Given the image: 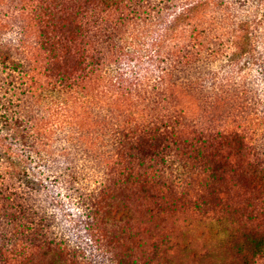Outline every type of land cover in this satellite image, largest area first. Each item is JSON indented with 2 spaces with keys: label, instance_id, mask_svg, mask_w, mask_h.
Masks as SVG:
<instances>
[{
  "label": "trees",
  "instance_id": "trees-1",
  "mask_svg": "<svg viewBox=\"0 0 264 264\" xmlns=\"http://www.w3.org/2000/svg\"><path fill=\"white\" fill-rule=\"evenodd\" d=\"M209 1L212 4L208 0H57L41 15L35 11L36 43L28 52L35 58L42 52L47 60L38 83L30 73L32 64L14 60L0 39V215L11 221L9 227L0 224V264L21 262L33 251L67 255L60 243L45 237L23 239L26 233L35 236L37 229L15 220L13 196L4 186L7 177L27 173V158L49 146L36 137L43 128L38 121L15 108L11 89L21 86L37 100L46 90L61 95L60 109L72 108L76 98H87L94 108L105 109L100 117L90 111L86 127L79 122L59 127L103 166L100 189L90 203L92 219L113 211L117 216L121 207L106 199H113L120 187L160 202L159 206L188 204L183 190L177 192L161 180L163 164L174 159L183 166L193 163L197 175H205L211 184L239 173L253 190L264 185L262 162L254 155L249 159L242 150L243 130H191L180 106L187 87L178 72L204 54L221 55L217 45L232 48L231 60H236L249 53L255 39L249 29L252 20L238 23L232 12L248 0ZM255 6L264 8V0H256ZM143 63L149 64L144 68L150 75L140 72ZM20 150L26 153L19 154ZM248 242L250 257L260 255L261 235Z\"/></svg>",
  "mask_w": 264,
  "mask_h": 264
},
{
  "label": "rangeland",
  "instance_id": "rangeland-1",
  "mask_svg": "<svg viewBox=\"0 0 264 264\" xmlns=\"http://www.w3.org/2000/svg\"><path fill=\"white\" fill-rule=\"evenodd\" d=\"M56 1L0 0V39L14 60L32 64L34 83L43 79L47 61L42 52L36 58L28 52L36 43L35 11L41 15ZM255 1L232 9L238 23L252 20L249 29L255 39L248 54L231 60L233 49L217 45L221 55L204 54L178 76L187 87L180 106L189 129L243 130L245 156H256L264 166V8L256 7ZM213 7L217 16V4ZM147 66L140 72L150 75ZM11 91L16 110L38 121L43 128L36 137L49 143L26 159L27 173L6 178L15 220L37 229L35 236L24 234L26 241L45 237L60 243L67 254L33 251L15 264H264V249L251 258L248 242L255 234L264 241V185L253 190L239 173L211 184L205 175H197L193 163L183 166L174 159L163 164L161 180L177 192L183 190L188 204L159 206L160 202L120 187L106 201L121 207V213L92 219L90 203L100 189L103 166L59 127L70 122L86 127L90 111L100 117L105 109L94 108L86 97L76 98L70 109H60L61 95L54 91H43L38 100L25 86ZM0 224L9 227L11 221L0 215Z\"/></svg>",
  "mask_w": 264,
  "mask_h": 264
}]
</instances>
